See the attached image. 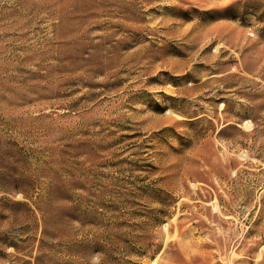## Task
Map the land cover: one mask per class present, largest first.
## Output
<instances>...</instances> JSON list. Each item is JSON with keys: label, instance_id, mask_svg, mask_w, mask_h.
<instances>
[{"label": "rangeland", "instance_id": "rangeland-1", "mask_svg": "<svg viewBox=\"0 0 264 264\" xmlns=\"http://www.w3.org/2000/svg\"><path fill=\"white\" fill-rule=\"evenodd\" d=\"M0 264H264V0H0Z\"/></svg>", "mask_w": 264, "mask_h": 264}]
</instances>
